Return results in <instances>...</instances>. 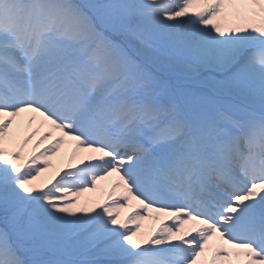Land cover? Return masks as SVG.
Returning a JSON list of instances; mask_svg holds the SVG:
<instances>
[{
    "label": "snow or ice",
    "instance_id": "snow-or-ice-1",
    "mask_svg": "<svg viewBox=\"0 0 264 264\" xmlns=\"http://www.w3.org/2000/svg\"><path fill=\"white\" fill-rule=\"evenodd\" d=\"M0 223V264H264V0H0Z\"/></svg>",
    "mask_w": 264,
    "mask_h": 264
},
{
    "label": "bare ground",
    "instance_id": "bare-ground-1",
    "mask_svg": "<svg viewBox=\"0 0 264 264\" xmlns=\"http://www.w3.org/2000/svg\"><path fill=\"white\" fill-rule=\"evenodd\" d=\"M151 221H145L143 224H142V228H146V227H148V226H150L151 225Z\"/></svg>",
    "mask_w": 264,
    "mask_h": 264
}]
</instances>
